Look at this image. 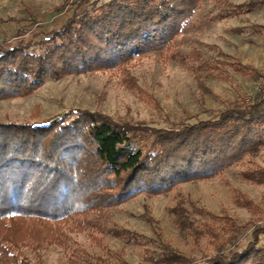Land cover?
Masks as SVG:
<instances>
[{
    "label": "trees",
    "instance_id": "trees-1",
    "mask_svg": "<svg viewBox=\"0 0 264 264\" xmlns=\"http://www.w3.org/2000/svg\"><path fill=\"white\" fill-rule=\"evenodd\" d=\"M202 2L73 0L61 25L33 35L35 16L12 17L24 24L13 29L11 38L9 33L0 36V101L30 95L48 80L122 66L148 52L170 51L182 60L175 42ZM262 8L264 0H246L219 15ZM235 30L264 35V24ZM232 65L264 78V70L251 63ZM263 148L264 87L254 99L229 101L214 118L180 126L156 127L82 108L43 122H0V264H33L19 253L23 246L68 243L69 231L75 230H91L98 243L104 240L98 232L128 243H151L160 250L145 248V259L154 264H264V225L257 224L252 240L236 249L241 227L225 212L196 208L213 219L200 225L182 203L171 209L182 232L196 244L208 237L214 246L216 253L203 262L170 242L105 222L112 208L140 194L168 195L179 185L219 176ZM241 176L264 185V167L243 169ZM234 200L258 212L255 200L245 193L236 191ZM72 264H77L74 259ZM85 264L114 263L86 256Z\"/></svg>",
    "mask_w": 264,
    "mask_h": 264
},
{
    "label": "rangeland",
    "instance_id": "rangeland-1",
    "mask_svg": "<svg viewBox=\"0 0 264 264\" xmlns=\"http://www.w3.org/2000/svg\"><path fill=\"white\" fill-rule=\"evenodd\" d=\"M72 1L0 0V18L4 20L0 22V36L9 33L11 38L13 29L24 24L10 20L12 17L35 16L38 21L30 23L32 35L48 27H58L65 21ZM244 1L203 0L175 42L174 49L185 56L182 60L174 58L170 51H154L136 55L122 66L71 74L59 81L48 80L30 95L0 101V122H43L72 108H82L126 121L170 127L214 118L228 107L229 101L240 96L254 99L264 87V78L256 79L236 71L232 62L251 63L264 70V35L235 28L250 23L264 24V8L225 18L219 15L231 4ZM258 167H264V148L257 156L219 176L179 185L168 195L140 194L112 208L105 222L170 242L203 262L216 250L208 237L196 244L178 227L171 209L182 203L200 225L212 223L213 219L196 208L216 214L225 212L235 218L241 235L233 248L242 249L252 240L255 226L264 225V185L241 176L243 169ZM236 191L254 199L258 212L239 206L234 200ZM69 234L68 243L61 241L40 248L23 246L19 253L28 256L33 264H72V259L85 264L86 256L110 258L114 264H154L145 259V248L160 250L151 243H128L122 237L103 232L97 233L104 237L102 243L92 237L91 230L69 231Z\"/></svg>",
    "mask_w": 264,
    "mask_h": 264
}]
</instances>
